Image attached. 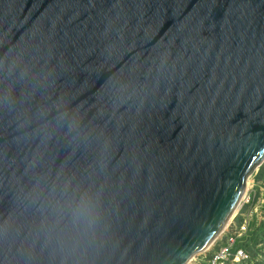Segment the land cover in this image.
<instances>
[{"label": "water", "instance_id": "obj_1", "mask_svg": "<svg viewBox=\"0 0 264 264\" xmlns=\"http://www.w3.org/2000/svg\"><path fill=\"white\" fill-rule=\"evenodd\" d=\"M264 163V0H0L3 264H189Z\"/></svg>", "mask_w": 264, "mask_h": 264}, {"label": "rangeland", "instance_id": "obj_2", "mask_svg": "<svg viewBox=\"0 0 264 264\" xmlns=\"http://www.w3.org/2000/svg\"><path fill=\"white\" fill-rule=\"evenodd\" d=\"M231 223L234 229L247 224L248 233L237 234L232 240L229 236L226 239L227 244L230 243L235 245V248L244 250L252 258V264H264V163L248 177L244 199ZM219 241L221 244V239ZM204 253L207 255L206 252ZM207 261L202 253L195 256L189 264H205Z\"/></svg>", "mask_w": 264, "mask_h": 264}, {"label": "built area", "instance_id": "obj_3", "mask_svg": "<svg viewBox=\"0 0 264 264\" xmlns=\"http://www.w3.org/2000/svg\"><path fill=\"white\" fill-rule=\"evenodd\" d=\"M241 232H247V224L243 227H237L233 230L230 240ZM215 255H208L209 259L205 264H236L239 259V264H252V258L242 249L235 248V245L227 244L225 247L218 249Z\"/></svg>", "mask_w": 264, "mask_h": 264}, {"label": "bare ground", "instance_id": "obj_4", "mask_svg": "<svg viewBox=\"0 0 264 264\" xmlns=\"http://www.w3.org/2000/svg\"><path fill=\"white\" fill-rule=\"evenodd\" d=\"M244 196H245V193H244V195H243V197H242V200L244 199ZM242 202V201H241ZM236 215V214H235ZM233 219V218H232ZM231 222H232V220H231ZM230 222V223H231ZM229 223V225H227V231L225 232V233H223V235L221 236L222 238H220L221 239V244H219L220 243V239L218 240V241H214V243L213 244H211L210 246H209V249H208V251H206V253H207V255H211V254H213V255H215L216 253L215 252H217V250L219 249V248H223L224 247V245H227V241H226V239L227 238H229V236H232V234H233V230H234V227L232 226V223L230 224ZM233 224H238V223H233ZM240 224V223H239ZM230 225H231V227H230ZM230 227V228H229ZM241 227V226H240ZM225 231V230H224ZM223 231V232H224ZM243 232H241L240 234H242ZM218 246V249H216V247ZM213 250H215V251H213ZM213 252V253H212ZM203 255H205V258L206 259H209V257L205 254V253H203ZM194 259V258H193ZM192 259V260H193ZM198 259V258H197ZM196 259V260H197ZM236 264H239V259H237V261H236Z\"/></svg>", "mask_w": 264, "mask_h": 264}, {"label": "snow or ice", "instance_id": "obj_5", "mask_svg": "<svg viewBox=\"0 0 264 264\" xmlns=\"http://www.w3.org/2000/svg\"><path fill=\"white\" fill-rule=\"evenodd\" d=\"M3 229L0 228V251H2L3 248ZM0 264H3V260L0 259Z\"/></svg>", "mask_w": 264, "mask_h": 264}]
</instances>
